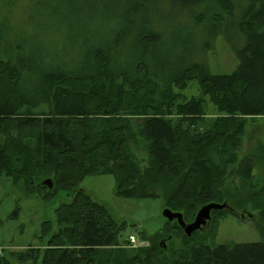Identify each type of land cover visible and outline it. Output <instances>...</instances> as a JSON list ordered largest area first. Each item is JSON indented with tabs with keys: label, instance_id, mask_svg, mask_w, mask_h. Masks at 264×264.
Masks as SVG:
<instances>
[{
	"label": "trees",
	"instance_id": "1",
	"mask_svg": "<svg viewBox=\"0 0 264 264\" xmlns=\"http://www.w3.org/2000/svg\"><path fill=\"white\" fill-rule=\"evenodd\" d=\"M19 1L0 0V134L6 137L0 145V175L14 182L23 179L31 194L36 187L44 198L63 190L71 201L55 210V226L44 225L47 241L42 246L27 247L11 258L18 264H158L155 243L161 233L145 249L124 250V227L78 185L87 176L112 175L117 196L162 199L164 209L180 213L186 224L202 206L222 203L218 189L227 166L238 160L246 121L264 118V0H72L70 7L30 0L47 19L79 20L76 26L84 41L80 56L85 70H43L38 76L19 48L4 45L9 39L4 37L9 29L4 9ZM145 3L151 16L142 13ZM138 15L141 23L135 20ZM13 16L22 15L15 11ZM154 21L187 23L184 27L192 23L201 32L209 27L199 51L206 53L223 36L236 56V68L215 75L200 60L176 59L170 65L162 61L157 72L135 51L151 52L167 37L177 50L182 37L156 28ZM190 40L198 41L191 32ZM25 80L31 91L19 89ZM193 82L200 96L187 99L182 91ZM208 101L217 116L206 130L202 124ZM131 116L144 119L147 165L127 147L123 119ZM12 130L15 134L10 135ZM259 152L264 162V141ZM256 158L241 160L237 175L250 181ZM48 178L51 189L41 184ZM261 183L257 187L264 195V176ZM250 202L264 221L263 199ZM211 214L210 227L189 238L176 220L165 219L185 243L164 264H264V227L260 242L209 246L221 217L242 219L229 206ZM196 234L202 237L190 242ZM0 260L10 264L9 259Z\"/></svg>",
	"mask_w": 264,
	"mask_h": 264
},
{
	"label": "rangeland",
	"instance_id": "2",
	"mask_svg": "<svg viewBox=\"0 0 264 264\" xmlns=\"http://www.w3.org/2000/svg\"><path fill=\"white\" fill-rule=\"evenodd\" d=\"M80 1L77 0V3L80 4ZM71 3L72 0H54V7H70ZM148 10H150V4L145 3L142 13L150 15ZM4 11L7 13L6 25L9 27L4 35L5 39H9L4 40V45L19 48L21 56L27 57L28 63L33 66L36 76L40 75L43 70L55 73L62 69L68 72L85 70L80 56L84 43L83 34L76 26L79 20L72 19L71 22H64L47 19L40 13L37 4L30 0H20L17 5L6 8ZM15 11H19L22 16L14 17ZM135 20L138 23L143 21L140 20V15ZM154 24L156 28L176 32L182 37L177 50L172 47V41L167 37L165 42L160 43L151 52L135 51V56L143 53L151 61V67H154L157 72L162 68V61H167L170 65L176 59L183 62L200 60L207 65L210 73L215 75L231 74L236 68L238 63L236 56L229 49L223 36H217L206 53L199 51L209 27H205L201 32V28L194 27L192 23L187 27H184L187 23H179V21H154ZM190 32L191 36H197V42L191 43ZM49 63L53 66H49ZM169 70V68L165 69V72L160 74L161 78ZM31 86L30 82L25 80L20 84L19 89L31 91ZM182 95L187 99L200 96L197 83L193 82L188 85L182 91ZM33 109L38 110L39 106ZM214 112L213 106L208 101L207 115L202 129L211 128L217 116ZM123 120V124L128 126V131L125 130L123 133L127 147L135 154L137 160L143 159L147 165L149 163L147 142L141 135L144 119L131 116ZM13 134H15L14 130L10 135ZM5 138V135L0 134V145L4 143ZM263 141L264 118L247 119L245 134L237 151L238 160L235 164L227 166V175L218 189L223 195V202L218 204H227L233 211L239 213L242 219L231 214L221 217L218 220L216 238L214 241L207 242L209 246L220 244L231 246L262 241L261 227H264V221L259 220V211L252 209L250 200L254 202L260 197V200L264 201V195L259 193L257 187V184L263 183H261V177L264 176V162L260 161L262 150L260 149L259 152ZM250 155H256L257 160L249 170L252 175L249 181L242 179L236 171L239 169L240 161ZM78 189L83 190L92 200L103 205L113 220L124 227L120 237L121 248L124 250L131 252L136 248L145 249L149 247L153 241L152 238L158 233L161 235L157 237L155 243L159 251L156 263L164 264V260L171 263L177 257V252L184 250L183 235L176 229L173 230L178 234L173 230L170 231L171 227L166 225L162 216L165 208L162 199L117 196L115 179L112 175L87 176L80 182ZM44 196L36 187L32 189L31 194L23 179L14 182L12 178L0 175V256L9 259L10 264H18L16 258H11L12 254L21 253L27 247H40L47 241V236L43 233L44 225L51 222L55 226V210L60 205L71 201V196L63 190H57L52 197H47V194L46 198ZM210 222L211 220L201 230H207ZM204 231L200 232L205 234ZM169 233L172 236H168ZM130 234L137 237V243L131 249L126 247V242H123ZM201 237L202 235L196 234L190 242H195ZM160 238L162 239L159 241ZM0 264H2L1 260Z\"/></svg>",
	"mask_w": 264,
	"mask_h": 264
},
{
	"label": "water",
	"instance_id": "3",
	"mask_svg": "<svg viewBox=\"0 0 264 264\" xmlns=\"http://www.w3.org/2000/svg\"><path fill=\"white\" fill-rule=\"evenodd\" d=\"M41 184L48 189L53 187V183L51 179H45L41 182ZM228 208V205L218 204V203H208L202 206L195 215L194 220L191 223L186 224L182 220V215L180 213H175L170 211L169 209H164L162 212V216L168 222H172L176 220L179 227L183 230V233L186 237H191L196 231L201 230L208 222L211 220V212L212 211H220L222 209Z\"/></svg>",
	"mask_w": 264,
	"mask_h": 264
},
{
	"label": "built area",
	"instance_id": "4",
	"mask_svg": "<svg viewBox=\"0 0 264 264\" xmlns=\"http://www.w3.org/2000/svg\"><path fill=\"white\" fill-rule=\"evenodd\" d=\"M136 243L137 237L134 234H130L126 239V247L130 249L134 248Z\"/></svg>",
	"mask_w": 264,
	"mask_h": 264
}]
</instances>
